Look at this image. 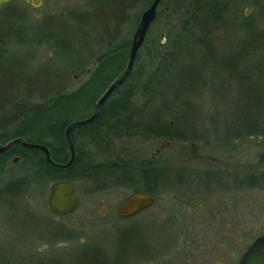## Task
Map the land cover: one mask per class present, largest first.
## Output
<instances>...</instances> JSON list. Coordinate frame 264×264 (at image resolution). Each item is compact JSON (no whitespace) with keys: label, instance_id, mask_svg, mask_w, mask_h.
Masks as SVG:
<instances>
[{"label":"rangeland","instance_id":"374dc122","mask_svg":"<svg viewBox=\"0 0 264 264\" xmlns=\"http://www.w3.org/2000/svg\"><path fill=\"white\" fill-rule=\"evenodd\" d=\"M107 2L104 0L101 4L104 12L112 5ZM260 4L263 5L262 1L259 4L241 1L234 22L237 25L218 33L223 50L218 55L219 61L230 66H219V77L212 83L211 90L200 95L196 93L190 101L195 105L188 121H196L200 135L205 139L168 140L145 135L116 137L104 130L95 143L85 146L99 161H121L138 170L140 162L150 160L155 167H164L172 175L186 174L188 178L183 182L175 179L170 180L171 183L157 182L155 204L126 220L115 217L117 203L131 191L123 185L92 192L89 181H75L80 206L63 217L47 211L48 190L45 188L27 191L24 198L12 206L0 201V264H41L38 258L46 261L45 264H55L50 257L74 264H237L250 242L256 236L264 235V189L204 186L194 183L191 175L210 171L231 181L232 176L264 169V136L226 138L222 127L230 120L258 119L264 109V12ZM117 5L113 3L112 7L116 9ZM9 8L22 14L26 25L36 27L44 16H57L68 21V11H86L94 6L90 0H41L39 6L25 0H8L0 4V35L9 31L3 21L10 13L6 10ZM158 11L162 16L152 25L150 36L164 42L165 32L175 14L168 12L167 0ZM246 20L253 23L249 27L255 33L240 28ZM128 27L130 29L131 23ZM25 37L32 41L36 39L31 30ZM72 43H79V39L73 37ZM4 49L6 55L0 57V104L13 98V85L22 75L28 78L43 67L62 73L71 65L67 52L46 43L11 42ZM141 62L144 68L138 67V73L148 74L153 66H149L148 60ZM91 64L86 65L91 68L87 73L85 69L67 73L68 90L88 79L94 68ZM123 72L124 68L102 89L85 110L86 114L73 116L72 121L88 117L100 95ZM28 84L26 81L18 84L23 93H19L17 85L13 102L27 98ZM115 96L109 97V102ZM141 101L139 97L133 99L134 104ZM9 111H0V117L4 118ZM20 157L21 154L13 155L3 167L18 173L15 164ZM165 160L166 163H162ZM144 183L139 180L135 187L140 189ZM25 216L42 223L43 232L48 226H61L70 240L65 244L47 241L35 222L23 220ZM132 228L138 232L123 233L124 229ZM91 246H95L94 249L79 250Z\"/></svg>","mask_w":264,"mask_h":264},{"label":"trees","instance_id":"16d2710c","mask_svg":"<svg viewBox=\"0 0 264 264\" xmlns=\"http://www.w3.org/2000/svg\"><path fill=\"white\" fill-rule=\"evenodd\" d=\"M107 1L112 5L117 3L116 9L111 5L104 12L101 8L104 0H90L94 9H72L67 13L68 21L57 16H44L36 27L26 25L24 16L18 11L6 9L10 13L3 21L9 31L0 35V57L6 55L4 47L11 42L46 43L59 51L67 52L71 57V65L62 73L43 67L28 78L21 74L13 85V98L17 96V85L23 81L29 83L26 89L27 98L16 102L11 98L0 104L1 113L5 109L10 110L4 118L0 117L1 144L21 137L27 142L46 145L55 163L63 164L69 160L65 127L72 122L73 116L86 114L85 110L102 89L123 68L125 70L132 34L141 11L152 2ZM165 1L160 0L158 7ZM241 1L243 0H167L168 12L173 11L175 17L165 32V41L155 40L150 36L152 25L162 16L157 11V17L138 50L130 76L109 97L113 94L117 96L112 97L110 102L109 97L107 98L108 101L106 100L95 120L71 130L70 136L75 148L73 162L64 168L54 166L46 161L41 150L13 144L0 154V201L12 206L33 188L48 190V184L53 180L89 181L92 192L121 185L133 191L138 189L135 187L136 182L142 180L145 183L140 189L155 194L157 182L168 183L172 179L183 182L184 178H188L186 174L172 175L169 171L165 175L150 160L140 162L138 170H133L121 161H99L85 146L95 143L100 132L104 130L116 137L145 135L168 140L205 139L200 135L196 121H188V115L194 111L192 107L195 105L190 101L195 98L196 93L200 95L209 92L212 83L219 77V66L229 65L219 61L218 55L223 50L218 33L237 25L234 22L238 18L237 10ZM250 1L254 4L262 1L263 5H260L264 12V0ZM252 25V22L246 20L239 26L246 29V32H254L249 27ZM29 30L35 35L36 39L33 41L25 37ZM73 37H77L79 43L73 45ZM143 60H148L149 66H153L148 74L144 71L138 73V67L144 68L141 62ZM90 62L95 65L88 79L77 88L68 90L65 79L67 73L76 70L81 72L84 69L86 72V65ZM19 85V93H23ZM137 97L142 101L134 104L133 99ZM30 98L31 101L33 98L36 101L31 102ZM222 127L223 136L226 138L264 136V109L258 119L246 118L245 122L239 118L230 120ZM15 154H21L20 161L15 164L19 169L18 173H12L3 167ZM191 176L194 183L204 186L216 184L222 188L264 189V169L232 176L231 181L224 179L228 178L226 176L221 179L210 171L192 173ZM26 217L23 220L35 222L39 233H43L41 236L47 241L56 243L70 240L61 226L55 228L46 225L47 229L43 232L42 223ZM20 223L24 222L20 220ZM131 232L137 233L138 229L123 230L124 234ZM94 247L79 250H91ZM124 257L127 262L128 256ZM57 259L50 257L49 260H54L55 264H74ZM38 260L41 264L46 263L43 259Z\"/></svg>","mask_w":264,"mask_h":264},{"label":"water","instance_id":"95a60500","mask_svg":"<svg viewBox=\"0 0 264 264\" xmlns=\"http://www.w3.org/2000/svg\"><path fill=\"white\" fill-rule=\"evenodd\" d=\"M8 0H0V4ZM31 2L34 6H39L41 0H25ZM160 0H152V2L142 11L138 24L132 34L129 47L127 65L124 72L114 79L104 92L100 95L95 103L93 112L86 118L74 120L65 127V138L70 151V158L66 163L58 164L53 162L50 157L49 150L46 145L39 143L27 142L21 137L13 138L4 144H0V154L5 152L13 144H21L27 148L39 149L43 152L48 163L61 168L70 165L75 157V148L71 140V130L79 126L86 125L95 120L100 114L107 98L121 85L131 74L138 50L142 46L150 25L157 17L158 5ZM15 158L13 161L15 162ZM76 183L72 180H53L48 184V192L46 197V208L55 216H66L74 212L80 206V199L76 195ZM156 196L154 193L136 189L126 194L115 207V217L118 220H126L133 218L142 211L152 207L155 204ZM237 264H264V235L256 236L246 247L239 257Z\"/></svg>","mask_w":264,"mask_h":264},{"label":"flooded vegetation","instance_id":"af4514ba","mask_svg":"<svg viewBox=\"0 0 264 264\" xmlns=\"http://www.w3.org/2000/svg\"><path fill=\"white\" fill-rule=\"evenodd\" d=\"M91 65H92V66L95 65V63L92 62ZM90 69H91V68H87V69H86V72L90 71ZM162 163H166V160L163 161ZM160 169H161L162 172L165 173V175L167 174L166 172H168V171H167L166 168H164V167H160ZM167 175H168V174H167ZM76 210H77V209H76ZM76 210H75V211H76ZM47 211H48V210H47ZM75 211H74V212H75ZM48 212H49V211H48ZM74 212H72V213H74ZM49 213H50V212H49ZM72 213H71V214H72ZM50 214H51V213H50ZM52 215H53V214H52ZM60 217H63V216H60ZM61 243H64V244H65L66 242H61Z\"/></svg>","mask_w":264,"mask_h":264}]
</instances>
